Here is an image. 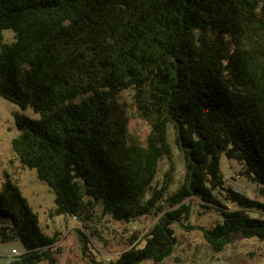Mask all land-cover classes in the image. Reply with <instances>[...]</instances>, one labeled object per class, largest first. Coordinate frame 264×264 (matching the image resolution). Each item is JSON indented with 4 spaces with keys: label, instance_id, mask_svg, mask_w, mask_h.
Returning a JSON list of instances; mask_svg holds the SVG:
<instances>
[{
    "label": "trees",
    "instance_id": "16d2710c",
    "mask_svg": "<svg viewBox=\"0 0 264 264\" xmlns=\"http://www.w3.org/2000/svg\"><path fill=\"white\" fill-rule=\"evenodd\" d=\"M0 98L19 111L11 149L53 193L51 217L129 222L156 213L172 181L168 128L184 177L142 247L112 264L155 263L176 244L171 225L197 198L221 221L202 236L222 252L232 237L264 241V204L227 185L222 157L264 197V0H0ZM150 131L128 132L123 94ZM169 164L152 188L158 164ZM227 204L234 205L229 208ZM23 253L7 264H56L54 237L8 177L0 188V240Z\"/></svg>",
    "mask_w": 264,
    "mask_h": 264
},
{
    "label": "rangeland",
    "instance_id": "374dc122",
    "mask_svg": "<svg viewBox=\"0 0 264 264\" xmlns=\"http://www.w3.org/2000/svg\"><path fill=\"white\" fill-rule=\"evenodd\" d=\"M13 41L14 33L11 30L0 32V44ZM123 97L128 109V132L143 144L150 127L130 108L131 93L125 92ZM15 111L33 120L39 118L30 108L20 111L0 98V188L6 176L20 188L30 207L38 214L44 234L56 239L53 246V250L59 251L55 255L56 264H112L122 252L133 246L142 247L149 229L160 216L171 210L166 198L180 186L184 177L183 157L174 143L172 128H168L167 140L172 148L174 171L171 184L155 214L123 222L101 215L98 208L89 219L84 220L69 216L51 217L53 193L45 183L38 180L35 170L27 169L19 163L11 149L12 139L19 134L13 121ZM168 168L167 160L161 159L152 188L162 186ZM221 170L227 185L234 186L248 198L264 204V197L258 193L257 187L240 177V166L229 162L223 156ZM184 203L189 205L190 214L187 221L182 220L171 225L176 237L172 254L158 263L145 260L140 264H264V241L247 239L240 234L233 235L232 243L222 252H212L203 239L202 229H209L221 221L219 212L205 209V205L197 198H189ZM227 205L229 208L235 207ZM247 216L264 219V211L247 212ZM12 250L23 253V246L18 239L7 242L0 240V264H7L15 259L11 254Z\"/></svg>",
    "mask_w": 264,
    "mask_h": 264
},
{
    "label": "built area",
    "instance_id": "2783aa9c",
    "mask_svg": "<svg viewBox=\"0 0 264 264\" xmlns=\"http://www.w3.org/2000/svg\"><path fill=\"white\" fill-rule=\"evenodd\" d=\"M11 254H12V256H14V257H18V256L21 255V253L17 252L16 250H12Z\"/></svg>",
    "mask_w": 264,
    "mask_h": 264
}]
</instances>
